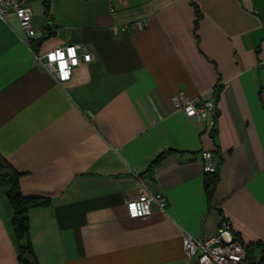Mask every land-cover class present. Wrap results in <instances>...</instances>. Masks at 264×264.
I'll use <instances>...</instances> for the list:
<instances>
[{"label": "crops", "instance_id": "1", "mask_svg": "<svg viewBox=\"0 0 264 264\" xmlns=\"http://www.w3.org/2000/svg\"><path fill=\"white\" fill-rule=\"evenodd\" d=\"M30 6L26 43L17 17L0 16V155L19 171L22 195L47 200L27 210L38 264H198L183 233L209 237L223 218L247 258L264 263V0ZM64 42L82 43L92 59L60 85L28 46ZM181 91L214 101V131L176 107ZM203 150L219 162L209 195ZM139 180L167 197L164 211L127 215ZM7 189L0 264H17Z\"/></svg>", "mask_w": 264, "mask_h": 264}, {"label": "built area", "instance_id": "2", "mask_svg": "<svg viewBox=\"0 0 264 264\" xmlns=\"http://www.w3.org/2000/svg\"><path fill=\"white\" fill-rule=\"evenodd\" d=\"M30 1L32 0H0V16L12 13L17 17L22 31L20 39L25 43L33 34V11ZM104 1L108 4V10L112 12L126 0ZM28 47L43 70L60 85L71 78L74 68L81 61L87 62L92 59V53L78 42H64L44 52L35 51L31 45ZM261 47L264 49V33L261 38ZM174 103L188 117L196 120L205 119L211 127L215 126L218 111L213 100L189 98L181 91L174 96ZM199 161L204 172L218 170V164L210 150L201 151ZM167 203V197L162 192L151 191L143 180H139V191L126 200L125 208L130 217H146L151 214L153 205L164 211ZM182 245L186 256L188 258L195 256L198 264H260L247 258L243 243L233 234L227 219H222L216 233L209 237L197 238L184 232Z\"/></svg>", "mask_w": 264, "mask_h": 264}, {"label": "trees", "instance_id": "3", "mask_svg": "<svg viewBox=\"0 0 264 264\" xmlns=\"http://www.w3.org/2000/svg\"><path fill=\"white\" fill-rule=\"evenodd\" d=\"M196 11H198L195 5ZM213 131L214 128L212 127ZM219 164V162H217ZM206 189L209 195L212 191L213 185L218 178V170L216 172H205ZM19 176L17 171L4 157L0 155V185H6L8 187L6 194L12 209V224L14 227L15 235L20 241L18 263L17 264H38V261L33 253L30 238L28 233V217L27 210L35 205L43 204L46 199L29 198L22 195L19 189ZM226 219V218H223ZM233 234L242 242L241 237L235 231ZM243 243V242H242ZM262 246V245H261ZM262 248H264L262 246ZM264 257V249L262 250V258ZM251 261V260H250ZM264 264L261 261L256 262Z\"/></svg>", "mask_w": 264, "mask_h": 264}, {"label": "rangeland", "instance_id": "4", "mask_svg": "<svg viewBox=\"0 0 264 264\" xmlns=\"http://www.w3.org/2000/svg\"><path fill=\"white\" fill-rule=\"evenodd\" d=\"M43 6H44V4H43ZM44 40H46V39H44ZM246 249L248 250V248H246ZM249 257H252L253 259H254V257L257 258L256 252L253 253V251H252V249H251V250L249 251Z\"/></svg>", "mask_w": 264, "mask_h": 264}, {"label": "water", "instance_id": "5", "mask_svg": "<svg viewBox=\"0 0 264 264\" xmlns=\"http://www.w3.org/2000/svg\"><path fill=\"white\" fill-rule=\"evenodd\" d=\"M37 49H35V51H36ZM227 236H228V233L226 234Z\"/></svg>", "mask_w": 264, "mask_h": 264}]
</instances>
